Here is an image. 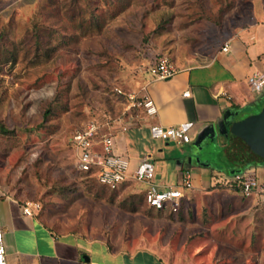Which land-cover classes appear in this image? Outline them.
<instances>
[{"label":"rangeland","instance_id":"374dc122","mask_svg":"<svg viewBox=\"0 0 264 264\" xmlns=\"http://www.w3.org/2000/svg\"><path fill=\"white\" fill-rule=\"evenodd\" d=\"M91 2L18 0L0 13L4 14L0 15V40L11 46V41L25 39L16 46L15 61L0 60V126L6 130L0 131V176L20 198L38 200L37 217L51 233H60L58 243L52 245L61 258L46 255L42 262L74 264L73 246L69 245L72 240L61 236L74 232L98 237L108 248L117 250L104 258L99 242L80 239L86 243L93 264L99 260L123 264L125 258L119 248L125 253L147 250L166 264H264V200L230 195L223 174L211 175V181L202 185L218 193L187 195L186 218L194 221L176 219L149 208L145 202L138 210L128 211L117 201L136 187L135 180H127L113 190L98 184L94 175L76 169L70 142L72 131L86 119L96 118L101 127H108V116L115 118L122 106L114 86L131 88L154 56L165 54L179 65L189 59V47L218 39L214 28L221 20L240 22L246 18L244 14L264 13V0H98L100 6L93 12L101 20L100 28L91 26L80 35L77 23L84 18L87 21L85 4L90 8ZM71 6L78 15L68 19ZM218 8L223 9L218 24L197 17L205 14L203 10L214 13ZM42 12L58 18L60 29L78 36L56 48L49 58L28 61V32L34 17ZM55 40L52 37L49 44ZM55 91L60 93L65 107L34 129ZM131 142L135 148L138 143L170 147L164 155L152 156L156 163L154 178L175 181L172 155L177 146L172 141L165 144L160 139L134 136ZM249 150L235 134L222 140L216 136L192 148L194 158L206 159L216 170H226V174L243 169L240 154L253 158ZM237 160L240 164L233 165ZM64 186L74 190L61 195L59 190Z\"/></svg>","mask_w":264,"mask_h":264},{"label":"crops","instance_id":"0c3cea01","mask_svg":"<svg viewBox=\"0 0 264 264\" xmlns=\"http://www.w3.org/2000/svg\"><path fill=\"white\" fill-rule=\"evenodd\" d=\"M16 1L18 0H0V13L5 12ZM244 15L246 18L240 22L221 20L218 28H214L215 34L219 35L218 39L192 44L194 47L188 48L192 51L189 53V59L183 60L179 65L175 64L177 71L171 76L159 79L154 78L148 69L141 70L138 73V81L126 90H132L137 94L147 93L156 105L155 113L148 115L139 107L124 110L122 106L119 114L107 125V130L112 134L113 151L128 159L129 169L141 157L147 156L153 162L155 172L156 163L152 156L164 155L170 147L166 145L154 148L138 143V148H135L131 139L134 136L157 139L149 136L148 126L151 123L173 125L180 120H192L188 141H172L177 146V152L172 155V172L176 175L175 181L156 180L154 173L152 177L155 186L162 188L177 184L181 173L189 172L191 186L183 188L182 196L184 222L194 221L186 218L184 206L188 199L187 195L218 193L214 188L202 187L203 184L211 181V175L213 177V174H216L219 177L223 174V181L227 184L225 189H228L233 196H242L232 184L235 174L253 171L258 178L264 177V161L258 163L256 157H249V160L245 153L240 154L243 169L240 172L232 170L231 173L226 174V170H216L206 159L194 158L192 152V148H199L201 142L212 140L216 136L222 140L223 137L235 134L245 143L240 123L242 116L237 115L245 110L251 111L254 107H260L263 103L264 85L260 90H251L247 83V75L253 71H264V13ZM224 42L227 43L226 50L220 48ZM208 125L213 128V135L210 137L205 134ZM161 141L165 144L170 142ZM242 157H245L244 161ZM237 163L240 164L237 160L233 165ZM127 180L132 179H126L125 182ZM138 183L141 184L140 187ZM134 184L141 189L145 186L144 182L139 181H135ZM222 193L226 195L225 191ZM255 196L247 197L256 199ZM20 197L21 195L15 193L12 186L0 176V225L7 264H12L10 253L15 258L13 264H44L41 259L46 255L61 258L59 254H55L52 245L58 243L60 233H51L47 224L36 214H24L20 208L23 198ZM5 230L6 234L3 233ZM61 236H70L69 241L72 240L69 245L73 246L74 264H89L92 261L87 255L88 247L84 241L99 242L98 247L104 258L117 251L108 248L107 244L98 237L96 239L88 235H77L74 232H65ZM80 239L84 241H79ZM120 249L122 250L120 253L125 258L123 264H166L159 256L152 255L144 249H135L126 253L122 248L118 250ZM84 255L87 259L83 258ZM105 263L99 260L94 264Z\"/></svg>","mask_w":264,"mask_h":264},{"label":"built area","instance_id":"2783aa9c","mask_svg":"<svg viewBox=\"0 0 264 264\" xmlns=\"http://www.w3.org/2000/svg\"><path fill=\"white\" fill-rule=\"evenodd\" d=\"M222 50L227 49L224 42ZM148 71L154 78L169 77L177 71L175 63L165 54H160L151 64ZM247 83L251 90L257 91L264 85V71H253L247 75ZM114 91L124 94V110L131 107H139L148 115L155 113L156 105L147 94H137L132 90H124L114 86ZM187 93V90L185 91ZM193 122L184 119L173 125L151 123L148 126L149 136L166 141L187 142L189 130ZM100 124L93 119H86L75 128L70 135V142L74 150V165L78 170L85 171L95 169V177L98 182L108 187H115L126 179L142 181L146 187L145 200L155 208H167L175 211L183 196V188L191 186L190 174L183 171L179 181L175 185H167L157 188L152 181L154 164L147 156L141 157L136 164L129 169L128 159L113 152V141L109 131L99 132ZM238 183V191L243 196L256 195L264 199V177L258 178L253 171H245L234 175ZM38 207V202L24 199L20 204L24 214L31 215L32 210ZM0 264H7L5 249L2 241V228L0 225Z\"/></svg>","mask_w":264,"mask_h":264},{"label":"trees","instance_id":"16d2710c","mask_svg":"<svg viewBox=\"0 0 264 264\" xmlns=\"http://www.w3.org/2000/svg\"><path fill=\"white\" fill-rule=\"evenodd\" d=\"M91 1H92L91 2L92 4L90 5V8L88 7V3L85 4L86 8L88 9V12H89V14L87 16V18H88L87 21L84 18V19H81L80 21H78V23H77V26H79L81 28L80 29V35L87 33L91 26L95 27V29L97 30L100 28V26L102 24L101 20L100 21L98 20L97 14H95V12H93V10H95L97 7H99L100 4L98 3V0H91ZM108 2L113 3L111 1H108ZM72 9L73 8L71 6V10ZM203 11L205 12V14H197V17H203V18L208 19V20H210L216 24L220 23V20L222 17V12H223L222 8H218L214 13H212V12L210 13L207 10H203ZM76 15H78V14H76V11H73V10L71 12H69V14H66L68 19L74 18ZM47 18H50V20L47 21ZM73 25L76 26V22H74ZM61 27L62 26L59 24V19L55 18L51 14H46L45 12H42L41 14L34 17V19L32 21V25L30 27V30L28 32V36H29L28 39H30V41L28 43V46H29L28 51L30 52L28 61L37 62L40 59L49 58L56 48H58L60 45H67L71 40L73 41V39H75V37L78 36L75 33L66 32L63 29H60ZM1 34H3V33L1 32L0 35ZM52 37H55L56 40L54 41V43L49 44V42L52 41ZM144 39H145V37L143 36L142 40L145 41ZM24 41H25L24 38H22L18 41L13 40V41H11V46H8V45H6V43L3 40H0V60L3 59V61H10V62L15 61V59L17 57V47L16 46L19 44H23ZM26 52H27V50H25V53ZM159 55L160 54H157L156 56H154L153 61ZM124 90H126V89H124ZM117 95L120 96V101L122 100V106H123L124 102H125L124 94L117 93ZM64 107H65V105L63 102H61L60 93L58 91H55L52 94V96L50 97V99L44 105V107L41 111L40 120L34 124V129H36V127L39 128V126H41L43 123H45V121L55 111H57L58 109H63ZM131 108H134V107H131ZM113 118L114 117L111 118L108 116L107 121L109 122ZM93 120L97 121L96 118ZM28 129H31V128L29 127ZM32 129H33V126H32ZM0 131H6V130L0 126ZM101 131H108L107 127H106V129H104L103 127L100 126L99 132H101ZM110 134H111V132H110ZM111 137H112V134H111ZM78 171H81V170H78ZM81 172L94 175V178L96 180V177L94 174L95 169H93L92 167L89 168L88 170L81 171ZM135 181L137 182L138 180H135ZM96 182L98 184L110 189V190H113V189L117 188L118 186H120L121 184H123L125 182V180L120 182L119 184H117V186H115L113 188L112 187L110 188L104 184H101L97 180H96ZM139 182H142V181H139ZM224 184H225V186H227V184L225 182H224ZM232 184H234V187L238 189V183L235 180H232ZM145 187H146V185L144 186V188L141 189L138 186H136L128 194L121 197L117 201L118 205L121 206L122 208L128 210V211H136L141 207L143 202H145L149 208L157 210L158 212L164 211L167 214H170V215L172 214V217H176V219L177 218L183 219V212L181 211V208L183 205V198L180 199L179 206L175 211H172V210L167 209V208H155L152 205L148 204L145 200V194H144ZM60 188L61 189L59 190V193L61 195H65L66 193H69L70 191L74 190V187H72V186H70V187L64 186V187H60ZM109 197H110V199H112V194H110ZM242 197H247V196L242 195ZM31 200H35L38 202V207L36 209L32 210V214H36V216H37V212L40 208V202L36 199H33V198ZM173 215H175V216H173Z\"/></svg>","mask_w":264,"mask_h":264},{"label":"water","instance_id":"95a60500","mask_svg":"<svg viewBox=\"0 0 264 264\" xmlns=\"http://www.w3.org/2000/svg\"><path fill=\"white\" fill-rule=\"evenodd\" d=\"M240 123L245 145L250 149L248 153L264 161V100L258 110L242 116ZM207 127L205 134L210 137L213 135V128L211 125ZM83 258L87 259V256L84 255Z\"/></svg>","mask_w":264,"mask_h":264}]
</instances>
